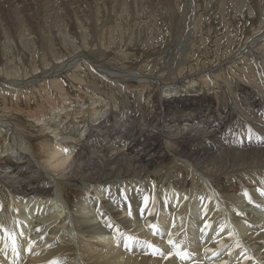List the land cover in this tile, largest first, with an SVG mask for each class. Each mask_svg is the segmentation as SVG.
I'll return each instance as SVG.
<instances>
[{"label":"bare ground","instance_id":"obj_1","mask_svg":"<svg viewBox=\"0 0 264 264\" xmlns=\"http://www.w3.org/2000/svg\"><path fill=\"white\" fill-rule=\"evenodd\" d=\"M119 3L120 8L112 2L113 6L101 13L98 6H93L96 11L89 9L94 15L88 16L87 21L85 16V22L80 20L82 17L75 21L77 15L75 24L71 23L76 27V35L69 31L66 18V23L57 21L59 13L53 16L56 22L50 24V16L43 15L47 25H43L40 35L36 25L35 31L25 27L19 13H13L16 36L9 24H3L4 19L0 21V264H52L55 260L60 264H181L178 257L166 261L164 257L148 255V244L153 242L155 231L163 237L170 229L188 234V227L195 222L202 224L206 244L200 248L193 244L192 264H216L214 253H219L225 263L230 258L223 253L233 241V259L235 252L242 250L243 263L264 264V220L258 219L256 205L264 209V137L258 135L264 134L263 81H256L247 69L249 60L240 58L211 63L213 66L202 69L208 73L203 76L202 70L185 75L180 68L169 77H159L136 69V63H131L134 69L105 63L114 55L108 52L113 41L131 59L144 39V30L136 23H129L128 19L125 28L117 23L118 17H130L144 11V7L142 10L135 6L132 11L126 0ZM166 5L170 22L177 20L178 6L172 7L168 1ZM261 10L260 19L256 16L260 25L255 20L259 26L251 32L248 29L253 38L249 42L261 46L260 50L264 48V32H255L264 28L263 6ZM248 16L244 17L250 20L253 14ZM148 17L152 23L154 18ZM37 33L40 39L32 40ZM69 35H74L76 43L82 46L70 40ZM55 40L66 53L72 54L63 58L58 51L53 52L58 49ZM14 41L29 54V60L28 55H15L18 48ZM181 42L177 32L172 33V42H165L167 47L161 53L151 54L153 62L160 54L183 59L188 47L186 39ZM176 44L182 46L177 52L173 50ZM128 48L135 50L126 53ZM87 61L91 65L104 61L101 66L96 65L103 75L92 77L103 89L106 81L112 82V86L114 80L126 92L143 98L149 88H162L156 100V114L134 121L130 129L122 132L124 136L120 134L121 139L115 141L112 136H117L121 123L118 111L125 116H135L137 111L130 108L129 102L120 108H109L116 105V93L111 95L114 100L98 91L85 93L82 87L91 77H81L89 71L81 70L80 64ZM174 62L177 64L162 65L173 70L181 63ZM223 63L227 64L219 67ZM66 76L75 85L70 86L78 91L72 96L67 95L62 80ZM154 96H145L144 105L149 106ZM108 99L111 104L106 103ZM111 110L113 114L108 116ZM115 151L117 154L111 155ZM103 152L106 155L101 158ZM77 159L84 162L80 164L84 168L73 170ZM99 163L103 166L98 167ZM85 167L87 171L83 173ZM4 171L8 174L4 175ZM249 197L254 206L243 205ZM44 202H48L47 207ZM163 204L168 219L159 223L165 210ZM204 213V217H196ZM171 219L175 221L173 228ZM244 219L248 220V229L242 223ZM16 220L28 221V225L14 229ZM151 225H155V230ZM215 227L223 228L226 236L220 242L210 243ZM127 236L137 240L132 249L126 247ZM12 240L17 243L10 249ZM154 243L171 253L167 240ZM23 244L27 247L22 249Z\"/></svg>","mask_w":264,"mask_h":264},{"label":"rangeland","instance_id":"obj_2","mask_svg":"<svg viewBox=\"0 0 264 264\" xmlns=\"http://www.w3.org/2000/svg\"><path fill=\"white\" fill-rule=\"evenodd\" d=\"M162 1H163V3H162ZM165 1L166 2L167 1L170 2L172 7L178 6L177 11H178V14H179L178 15L179 18L177 20H175V21L172 20L171 21L172 23L170 22V20H171V19H169L170 17L165 13L169 9V7L166 5ZM242 1L243 0H170V1L169 0H145V1L144 0H126V3H128L127 4L128 8L129 9L131 8L132 11L136 10V9L134 10V8H136L135 6H138L137 9H142V10H143V7H144V11L145 10L146 11L145 12L144 11H140L139 13H132L130 17H127L126 15H122L124 17H121V18L118 17L117 18V23L119 24V26L124 27V28L126 26H128L130 22L136 23L137 26L142 27V29L144 30V31H142V33L144 34V39L141 40L140 43H139L140 44L139 47H138L139 50L129 49V48L126 50V53H132V51L135 50V52L133 53L134 57H132L131 59H129L123 53L124 50L122 52H120L121 48L117 49V48L120 47L118 45L119 43L117 41H113L112 43H110L111 52L110 51H108V52H109V54L113 53L114 55L112 54L113 55L112 57H110L109 59H105L104 61H105V63H107V64H109L111 66H113V65L115 66L116 65L117 67H120V68L122 67V68H127V69H134V67L131 66V63L132 64L136 63V64L139 65L138 68H136V69H139L141 71L143 70L142 72H144L145 74L146 73H152V74H154L156 76H159V77H162V76H164V77L168 76L169 77L172 74H175L178 71V69H180V68H183L184 72H185V75H187L189 72L190 73H194L196 71L199 72L198 70H202L204 68L211 67V66H213L212 64H218L217 61H222V60L226 61V59L228 60V58H230V60L234 59L233 61H235L238 58H240V59L249 60L247 62V65H248L247 69H249L250 73L252 74V77L253 78L255 77L256 81L260 80V81H263V83H264V48L260 50L261 46L257 47L253 43L249 42V40L251 41L253 39V38H251L249 36V35H251L250 34L251 30L253 29V27H258L260 25V22H259L260 21L259 20L260 19V11L262 13L261 9H262V6L264 7V3H263L264 0H244L243 1L244 3H241ZM112 2H114V4L118 3V6L116 5V8L117 7L118 8L121 7V3H119V2H122V0H0V21L4 19L5 22L3 24H5V23L9 24L12 27V30H13V32L11 30L12 35L16 36L17 35L16 32H18V30L16 29L17 28L16 27V19L14 18L15 15H13V13L14 14L15 13H19L20 17L22 18L21 20H22L23 24L26 23V24H24L25 27L26 28L29 27L28 29H30L31 31H35L36 30L39 33L40 31H43V28H44L43 25H47V23L50 24L52 21L56 22V20L53 18V16H55V15L58 16V15L55 14V13H59L60 14V16L58 18H56L58 22H60V20H58V19L63 20V19L66 18L65 20H67V23L69 22L68 23L69 27H71L72 26L71 23L74 25L75 21H77V18H79V17L80 18L82 17V19H80V18L79 19L81 21H83V22H85V20H84L85 16L92 17L93 12H95L97 8H100V11H99L100 13L102 11L106 12L105 11L106 7L108 8L110 6H113ZM147 2L150 3V4H148ZM92 3H93V5H92ZM187 4H189V5L187 6ZM93 6L95 8H96V6H98V7L95 9ZM163 6H165V7H163ZM248 6H249V8H247ZM91 7H93V8H91ZM255 8L256 9L258 8L257 10L259 12L255 11L256 10ZM89 9H91L93 12H91V10L89 11ZM249 9H251L252 11L249 10ZM253 9H254V11H253ZM43 11H45V12H43ZM87 12H89V13H87ZM246 12L248 14L249 13L253 14V16L250 18V20L247 19V18H249V16H248V14ZM43 15L45 17L50 16L49 17V21L48 22L46 21L47 23L45 22L46 24H44L45 17ZM150 15H151V19L154 18L152 23L149 22V17L148 16H150ZM1 16H2V18H1ZM163 16H166L167 18L163 17ZM232 16L234 18L236 17L235 21H234V18ZM244 16H247V18L244 17ZM256 16L259 19H257ZM25 17H28L29 19L25 18ZM40 17L43 18L42 21L39 20V19H41ZM75 17H76V20H75ZM87 17H85L86 21L88 19H90L89 17L88 18ZM241 17H244L245 19L241 18ZM68 18H69V20L70 19L71 20L69 21ZM134 18H135V20H134ZM161 18H163V19H161ZM72 19H73V21H72ZM24 20H25V22H24ZM65 20H63L64 21L63 23H66ZM127 20H128L129 23H127ZM193 20H194V22H193ZM255 20H257L259 22L258 23L259 25L258 24H257V26L255 25V23H257V21L255 22ZM28 21H30V22H28ZM33 21H34V23H33ZM40 22L42 23V25H41ZM185 22H187V23H185ZM202 22H204L205 24L202 23ZM211 22H212V25H211ZM1 23L2 22H0V24ZM150 24H151V27L149 26ZM179 24H180L181 29H179L180 27L176 26V25L179 26ZM159 25H160V27H159ZM34 26H35L36 29L34 28ZM212 26H214V27L212 28ZM69 27H68L69 31L72 34L76 35V33H77L75 31L76 27L75 26H74L75 28L73 26L71 28H69ZM73 28L75 30H73ZM33 29H35V30H33ZM71 29L73 31H71ZM248 29L250 30V32H249ZM223 31L225 32V34H224ZM171 32L172 33L177 32V35H179V40H181L182 42L185 41V39H186V45H187L188 49H185V50H187V52L185 53V56L181 60H175L174 58H172V56L170 57V55L160 54L161 57H159L160 55L158 56L159 60L157 61L158 58L156 57L157 59L154 60L156 62H153V56H151V54L156 52V51L160 52V50H164L167 47V44L172 42V33ZM262 32H264V28L258 29L255 32V35H257V34L260 35ZM14 33H16V34H14ZM38 33H37V35H38ZM39 35H40V33H39ZM39 35L37 36V38H34L32 36H30V38L32 37L31 38L32 40H39L40 39ZM74 35H69V37H70V40H72V41L74 40L73 42L76 43V39H75ZM147 35H148V38L145 39ZM185 35L188 36V38L184 39V37H186ZM197 37H198V39H197ZM127 40L125 41V43H127ZM14 42L17 45V41H14ZM55 42H56V45H57L58 42L56 40H55ZM223 43L225 44V46H224ZM238 43H239V45H238ZM141 44H143V45H141ZM249 44H250L251 47L253 46L252 47L253 50L249 46ZM77 45L78 46H82V43H78ZM16 47L18 49L15 52V55L23 56V57L28 55V57H26V59L29 60V58H30L29 54L28 53L25 54L24 51H22V49L19 48L20 46L17 45ZM57 47H58V49H57ZM57 47H56L57 50L56 51L54 50L53 52H57L58 51L63 58L68 57L69 55L72 54L71 51L66 53V51L64 49H62L59 45H57ZM181 47H182L181 45L176 44L175 48L173 50L175 52H177L178 50H180ZM224 47H226V48H224ZM130 48H132V47H130ZM116 51L118 52V54L115 53ZM235 51H236V53H235ZM147 53H150V54H147ZM198 54H200V55H198ZM136 55H138V56H136ZM149 56H151V57H149ZM211 56L213 57V59H209V57H211ZM144 59H146V61L140 62V61H143ZM174 61H178V62L180 61L181 63L176 65L175 67H173V70L170 67L168 69L165 66H163V65L169 64L171 62L174 63V64H177ZM24 62H26V61H24ZM87 62H83V63L80 64L81 70L89 71L87 74H83L81 77L82 78H88V76L91 77V79H90L91 83H89L90 82L89 81L88 84L86 85L87 87L86 86L82 87V89L85 91V93L91 94V93H94L95 91H98L99 94H102V96L108 97L110 99H113V97H111V95L113 93H116V95L118 96V99L114 101L116 103V105H110L109 108H111L112 106H115V107L119 106V108H120V105L124 104L125 102H129L130 108L131 109L133 108V109H135L137 111V115H135V116H128L127 113H125L126 114V116H125L121 111H118L117 114L121 117V119H119L121 123L118 124L117 136H116L115 133L112 136V137H115V141L117 139H119L118 138L119 136H122V135L124 136V134H122V132L125 133L127 131L126 129H128L130 127L129 125L131 123L133 125L134 121H136V120L141 118L139 120V122H140V121L143 120L144 115L148 114L147 117H150V116H153V115L156 114V111H155V108H156V105H157V101L156 100H157L158 96L160 95V92H162V88L161 89H157L155 87L149 88V90L146 93L143 94L144 95L143 98H138V96H140V95H138V94L136 95L135 92L134 93H130L128 91L126 92V90H124L122 88L123 85L120 84V82L116 83L114 80H111V81H113V83H115L112 86H111L112 82L106 81V84L105 83L104 84L107 85V86H105L104 89H103L101 87V84L97 80H94L92 78L93 76H96V77L99 76L100 73L102 74V72L99 71L100 69L98 70L97 66L98 65L101 66V64L103 62L101 61V63L96 64L97 66L95 65V63L93 64L94 66L97 67V70H96V68H94L93 65H91L89 63L90 61H87ZM230 62L231 61H228L227 63H230ZM27 63H29V62H27ZM162 63H163V65H162ZM186 63L188 65H186ZM227 63H223L219 67H223ZM161 66H163V67H161ZM165 68H166V71H162ZM175 68H177V69H175ZM146 70H148V71H146ZM204 73H205V75L208 74L204 70H202L200 75L203 76ZM62 80H64V82L66 84V87H67V90H68L67 91V95L72 96L73 94L78 93V91L75 90L74 87H72V86H75L74 83L67 76L64 79H62ZM71 84H72V86H70ZM108 85H110V86H108ZM196 85H198V82L196 83ZM107 90H110V91L106 92ZM6 94H8V93H6ZM145 96H147V97H153L154 96L155 97L153 99L154 101L149 106L144 105L145 104ZM110 99H108L106 103L111 104V100ZM138 110H139V112H138ZM163 111H164V106H163ZM107 114H108V116L109 115L112 116L113 111L111 110ZM112 124H113V122L112 123H107L108 126H111ZM141 124L144 125V122H141ZM127 125H128V127H126ZM143 125L141 126V128H143ZM188 127H190V126H185L184 128L187 129ZM199 127H201V125H199ZM124 128H125V130H124ZM152 130L154 132H157V130H155V129H152ZM243 133L244 132H241V134H243ZM120 134H122V135H120ZM258 135L261 136V137H264L263 133H258ZM93 140H96V138H93ZM129 145H130V143H129ZM128 146H126L125 148L127 149ZM103 148L106 149L107 146H106V148L105 147H103ZM103 148L101 150H103ZM115 153L117 154V151L113 152L111 155H115ZM100 155H102L101 158H103V155H106V153L103 152V153H100ZM111 155H109V156H111ZM80 161L82 162V160H78L77 159V161H76L77 163L75 162L76 165H74L73 170L78 169L79 167L84 168L83 165H80V164H84V162L81 163ZM100 161L103 162L101 159H97V162H100ZM99 166L100 167L103 166V163H99L98 167ZM81 171L84 173V172L87 171V168L85 167V170H81ZM4 172H6V173H4V175L8 174L7 171H4ZM71 175H72V171H71ZM67 178H68V176H67ZM40 203H42V202H40ZM44 203H45V205L47 207L48 202H44ZM0 206H2V204H0ZM24 240H25V238H24ZM27 242H28V240H25V243H27ZM9 247H10V249H13L14 244H13L12 241H10ZM25 247H27V246H25V244H23L21 246L22 249L25 248Z\"/></svg>","mask_w":264,"mask_h":264},{"label":"snow or ice","instance_id":"obj_3","mask_svg":"<svg viewBox=\"0 0 264 264\" xmlns=\"http://www.w3.org/2000/svg\"><path fill=\"white\" fill-rule=\"evenodd\" d=\"M262 194H264V193H262ZM249 199H251V198L249 197ZM146 204H147V198H145V205ZM129 214H131V208H130V206H129ZM109 226L111 227V224L110 223H109ZM151 227H153V229L155 230V225H151ZM126 240L128 242V243H126V247H130L132 244L137 243L136 238L135 237H132V236H127L126 237ZM13 243H15L14 240H13ZM145 243H148V242H145ZM169 243L170 244H173V247L175 248V254L179 258H181L182 260H185V259L188 258V254L182 250V246L176 245L174 243V241L171 239V237L169 238ZM148 246L149 247H154L151 244H148ZM154 251H157L158 252L159 250L158 249H154ZM160 254L163 255V253H160ZM52 264H60V261L59 260H55V261L52 262Z\"/></svg>","mask_w":264,"mask_h":264}]
</instances>
